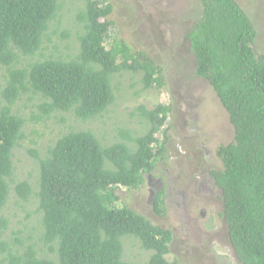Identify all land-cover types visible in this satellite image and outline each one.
I'll return each mask as SVG.
<instances>
[{"label":"trees","instance_id":"1","mask_svg":"<svg viewBox=\"0 0 264 264\" xmlns=\"http://www.w3.org/2000/svg\"><path fill=\"white\" fill-rule=\"evenodd\" d=\"M61 1L0 0V67L8 83L0 110V213L10 199L14 150L23 139L25 120L13 112L22 94L30 91L42 100L46 117L63 114L87 121L115 103L114 78L123 72L142 73L144 90L163 86L161 69L145 55L132 54L122 42L106 48L115 24L110 21L113 6L105 1L86 0L76 16L82 34L74 59L57 56V48L44 56L45 40L58 33L51 26L60 24ZM200 2V18L188 34L196 76L213 88L235 134L219 148L222 169L210 177L223 195L222 217L236 257L241 264H264V56L255 48L256 29L237 0ZM62 37L68 40L71 33ZM143 111L150 127L141 137L119 130L121 141L103 145L90 131L70 132L44 158L32 152L38 180L35 186L23 181L14 189L24 203L37 201L42 240L53 257L40 258L29 247L9 253L0 264H130L124 260V237H135L152 253L148 264H179L167 259L172 231L117 204L119 187L141 188L159 158L166 159L168 129L163 141L156 136L172 110L158 105ZM160 200L159 194L154 201L158 213ZM1 224L7 226L4 220ZM6 246L0 244V250Z\"/></svg>","mask_w":264,"mask_h":264},{"label":"rangeland","instance_id":"2","mask_svg":"<svg viewBox=\"0 0 264 264\" xmlns=\"http://www.w3.org/2000/svg\"><path fill=\"white\" fill-rule=\"evenodd\" d=\"M92 1H105L113 6L110 21L115 25L107 36L106 48L122 42L132 54L142 53L161 69L163 86L144 90L142 73L123 72L114 78L115 103L103 115L87 121L63 114L46 117L40 111L42 100L30 91L21 95L13 112L25 120V126L23 139L14 150L10 199L0 213V244H7L5 250H0V260L29 247L40 258L53 257L42 240V215L37 213V201L24 203L14 189L23 181L35 186L38 180V160L32 152L44 158L56 141L70 132L90 131L103 145L121 141L119 130L141 137L150 127L143 108L151 112L163 105L172 111L156 138L163 141V133L168 129L169 139L164 143L163 153L166 159L159 158L154 172L146 175L141 188L119 187L118 207H129L153 225L172 231L173 241L167 256L170 262L241 264L222 217V192L210 177L211 171L222 169L217 152L234 140V129L213 88L196 76V59L188 39L190 29L201 15L200 0ZM61 3L60 24L51 26V32L56 30L57 36L45 40L48 50L42 52L49 56L57 48V56L61 53L70 60L79 53L82 27L76 16L84 9L86 0ZM237 3L252 21L257 32L255 48L264 56V0H237ZM65 31L71 33L68 40L62 37ZM4 69L0 67V110L6 105L3 93L8 85ZM159 194L158 213L154 201ZM2 220L6 221V227L2 226ZM122 242L125 261L148 264L152 253L144 250L138 239L124 237Z\"/></svg>","mask_w":264,"mask_h":264}]
</instances>
